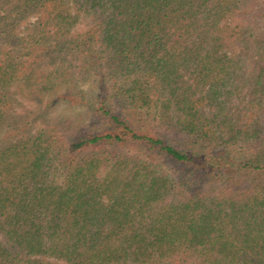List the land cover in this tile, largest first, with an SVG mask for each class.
I'll return each instance as SVG.
<instances>
[{"label": "trees", "instance_id": "16d2710c", "mask_svg": "<svg viewBox=\"0 0 264 264\" xmlns=\"http://www.w3.org/2000/svg\"><path fill=\"white\" fill-rule=\"evenodd\" d=\"M0 264H264V0H0Z\"/></svg>", "mask_w": 264, "mask_h": 264}, {"label": "rangeland", "instance_id": "374dc122", "mask_svg": "<svg viewBox=\"0 0 264 264\" xmlns=\"http://www.w3.org/2000/svg\"><path fill=\"white\" fill-rule=\"evenodd\" d=\"M33 108H34V105L31 102L21 99L16 108V113L19 115L25 114L27 110H30Z\"/></svg>", "mask_w": 264, "mask_h": 264}]
</instances>
